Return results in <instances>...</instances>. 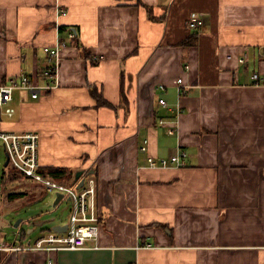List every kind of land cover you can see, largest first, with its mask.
Segmentation results:
<instances>
[{"label": "crops", "instance_id": "1", "mask_svg": "<svg viewBox=\"0 0 264 264\" xmlns=\"http://www.w3.org/2000/svg\"><path fill=\"white\" fill-rule=\"evenodd\" d=\"M69 28L78 43L60 50L58 86L36 99L17 90L0 128L39 133L42 168L97 177L99 247L0 250L3 264H264V84L253 79L264 75V0H0V79L45 85L44 47ZM179 150L185 166L149 165ZM33 232L0 246L48 231Z\"/></svg>", "mask_w": 264, "mask_h": 264}, {"label": "built area", "instance_id": "2", "mask_svg": "<svg viewBox=\"0 0 264 264\" xmlns=\"http://www.w3.org/2000/svg\"><path fill=\"white\" fill-rule=\"evenodd\" d=\"M62 14H66L63 12ZM205 24L204 17L200 14H192L189 18V26L193 30H199ZM77 31L69 29L67 37L60 39L55 47H44V54L47 59V66L42 72L47 83L41 85L36 78L27 74H21L19 77H6L0 79V121L2 116L13 118L16 110L11 103L17 90H24L36 99L40 98L45 92H50L58 86V62L60 50L67 46V41L72 42L76 38ZM240 62L246 64L247 56L240 59ZM253 79L256 84H264V75L254 74ZM180 93H184L183 79H179ZM183 87V88H182ZM160 103L164 106L167 102L163 99ZM161 123H164L162 121ZM177 126L169 129V133L175 134ZM0 142H2L7 154L8 166L19 172L25 179L32 180L42 184L48 193L63 194L64 198L72 201V211L68 229L66 232H47L40 237L34 244L27 245H1L0 250L12 252H31L44 251L49 254L62 250H82L90 244L98 248L102 215L98 207L99 181L93 174L83 176V185L78 188L80 182L70 185L68 182L56 181L42 173L40 162L39 143L40 135L37 132H9L0 128ZM143 152L148 151V142L146 141ZM186 152L179 150L176 154L156 161L153 157L148 158L151 167H183L186 165ZM61 200V202L63 201ZM22 234L19 233V237ZM47 264H55L51 259Z\"/></svg>", "mask_w": 264, "mask_h": 264}, {"label": "rangeland", "instance_id": "3", "mask_svg": "<svg viewBox=\"0 0 264 264\" xmlns=\"http://www.w3.org/2000/svg\"><path fill=\"white\" fill-rule=\"evenodd\" d=\"M19 95L21 93L18 94L14 102L16 108L20 105ZM6 164L7 154L2 142H0V242L14 244L17 234L23 230L28 233L31 229L34 232L29 235H32V238H37L47 231L53 230L52 224L54 222L68 223L70 221L72 201L64 198L62 202L54 206L56 194H44L39 198L29 196L17 203L11 202L10 196L12 194L21 193L32 187L41 190L43 186L32 180L23 185V182L20 181V179L23 180V176ZM18 176L19 179L16 178ZM41 223L42 225H40Z\"/></svg>", "mask_w": 264, "mask_h": 264}, {"label": "trees", "instance_id": "4", "mask_svg": "<svg viewBox=\"0 0 264 264\" xmlns=\"http://www.w3.org/2000/svg\"><path fill=\"white\" fill-rule=\"evenodd\" d=\"M73 29V28H69ZM66 29L63 27H60V31L63 32ZM78 33L76 34V38L72 41L73 44H77L78 42ZM196 42V38L193 36L192 39L189 41L185 42L183 45L185 47H190ZM93 97L97 100V106H108L111 108H114V106L105 100L103 98L102 94L98 91V89H93L92 91ZM126 100V98L124 99ZM42 173L45 174L46 176L59 181V182H68L70 185L76 184V175H74L75 172L73 169L70 168H58V167H49V168H42ZM89 174L88 171L85 173V175ZM25 194H12L10 196L11 201H14L16 199H19L20 197H23ZM7 253H1L0 252V264H3L5 259H6Z\"/></svg>", "mask_w": 264, "mask_h": 264}, {"label": "water", "instance_id": "5", "mask_svg": "<svg viewBox=\"0 0 264 264\" xmlns=\"http://www.w3.org/2000/svg\"><path fill=\"white\" fill-rule=\"evenodd\" d=\"M6 165H8V162H7ZM83 176H84V171H80V172H78L77 175H76V181H79V180H80V182H79V184H78V188H80V187L83 185V182H84ZM63 197H64L63 194H61V193H60V194H57V196H56V200H55V202H54V206H57V205L61 202V200L63 199ZM67 229H68V224H66V225H64V226H55V227L53 228V230H54L55 232H59V233L66 232Z\"/></svg>", "mask_w": 264, "mask_h": 264}]
</instances>
